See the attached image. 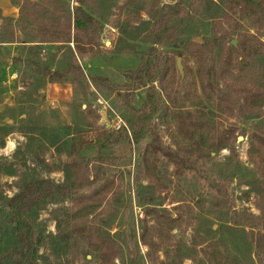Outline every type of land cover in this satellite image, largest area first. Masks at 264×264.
Returning a JSON list of instances; mask_svg holds the SVG:
<instances>
[{
    "label": "rangeland",
    "instance_id": "obj_1",
    "mask_svg": "<svg viewBox=\"0 0 264 264\" xmlns=\"http://www.w3.org/2000/svg\"><path fill=\"white\" fill-rule=\"evenodd\" d=\"M28 1L55 15L77 6L76 0ZM176 2L88 0L103 23L100 54L79 57L73 42L42 43L33 36L22 18L25 0H0V209L24 182L72 183L80 165L97 156L106 158L110 182L85 218L74 217L70 199L32 210L29 218L42 237L36 264H106L104 246L111 264H213L207 252L214 247L240 264H264V249L246 225L261 215L264 178L248 151L254 136L264 137V109L254 118L239 109L247 90L264 87V27L242 18L229 0L210 2V9L190 11L181 28L186 43L153 52L154 24ZM214 34L228 39L212 53L200 44ZM242 43L257 50L245 64L232 50ZM229 54L231 65L225 64ZM150 58L170 70L155 81L162 104L156 133L135 144L124 136L145 113L148 86L129 76ZM74 65L85 78L62 83L71 91L61 105L54 97L61 89H53L42 70L66 72ZM219 90L234 104V115L218 110ZM181 122L194 124L192 140ZM7 234L0 225V249Z\"/></svg>",
    "mask_w": 264,
    "mask_h": 264
},
{
    "label": "trees",
    "instance_id": "obj_2",
    "mask_svg": "<svg viewBox=\"0 0 264 264\" xmlns=\"http://www.w3.org/2000/svg\"><path fill=\"white\" fill-rule=\"evenodd\" d=\"M223 0H177L174 6L165 14L160 16L153 28L151 51H157L158 47L177 48L180 44L186 43L181 30L184 23L191 17L192 8L201 10L205 6L210 9L209 3ZM230 4L238 9L242 18H246L254 26L264 27V0H229ZM77 6L71 11L61 12L55 15L48 11L44 6H37L25 0L27 12L22 9V18L34 28V37L42 43H71L75 44V50L79 57L87 55H99L101 47V35L103 33V23L87 6L88 0H76ZM27 29V28H25ZM227 36L214 34L209 36L200 44L201 47H209L212 53L219 49H224L227 43ZM211 41V42H210ZM232 50L240 53L238 62L240 64L249 63L253 60L257 50H249L245 43L242 47L233 46ZM180 55L182 52L179 53ZM231 55L225 58V64L231 65ZM170 67L158 69V64L154 59H147L143 65L132 73L131 80L137 79L139 87H147L148 92L145 102V113L139 118L138 124L133 127L131 134L126 132L124 138L129 142L139 143L151 135H155V119L162 111L161 92L155 85L157 79H164ZM42 74L49 77L50 82H67L71 78L82 80L85 78V71L80 65L70 67L66 72L59 70L52 71L44 68ZM227 76L224 75V78ZM211 85V83H209ZM218 99L217 108L222 113L234 115L235 106L227 102V95L224 91L216 92ZM228 103L229 105H227ZM241 112L254 118L258 112L264 109V87L249 89L246 91L245 99ZM181 132L186 133V138L192 140L196 134L194 124L181 122ZM187 128V129H186ZM224 138L220 147L228 141ZM155 150L173 159L175 163L183 164L178 161L172 152L164 151L156 145H149ZM251 161H258L260 172L264 178V137L254 136V143L248 151ZM106 158L97 156L91 160H86L80 165V172L72 183L57 184L49 178H38L26 181L22 184L20 191L12 197L6 199L5 204L0 209V225L7 228L8 237L4 238L5 249H0V264H36L38 248L42 243V237L37 233L35 225L30 220L29 215L32 210L42 202H58L70 199L77 207L73 213L75 218H85L92 215L99 207L101 200L105 197V191L110 182L106 180L107 166ZM261 215L255 216L253 221L246 223L250 226V232L255 240L259 251L264 249V188L260 191ZM261 226L263 232H255V227ZM86 229L80 228L79 233L83 238ZM105 247V246H104ZM102 248L101 257L106 264H111L107 259L106 249ZM4 250V251H3ZM264 252V251H263ZM213 264H240L237 256L230 252H223L218 248H211L207 252Z\"/></svg>",
    "mask_w": 264,
    "mask_h": 264
},
{
    "label": "crops",
    "instance_id": "obj_3",
    "mask_svg": "<svg viewBox=\"0 0 264 264\" xmlns=\"http://www.w3.org/2000/svg\"><path fill=\"white\" fill-rule=\"evenodd\" d=\"M50 83H51L53 89H61V92L56 93L54 97H57L56 100L59 102V104H61V105L64 104L65 103L64 100L69 98L68 95H69V92L71 91L69 86L63 85L62 84L63 82H50ZM64 83H67V82H64ZM62 111H66V110H62Z\"/></svg>",
    "mask_w": 264,
    "mask_h": 264
},
{
    "label": "water",
    "instance_id": "obj_4",
    "mask_svg": "<svg viewBox=\"0 0 264 264\" xmlns=\"http://www.w3.org/2000/svg\"><path fill=\"white\" fill-rule=\"evenodd\" d=\"M177 65H178V68L181 72V74L183 73V69H182V66H181V59L179 58L178 61H177Z\"/></svg>",
    "mask_w": 264,
    "mask_h": 264
},
{
    "label": "built area",
    "instance_id": "obj_5",
    "mask_svg": "<svg viewBox=\"0 0 264 264\" xmlns=\"http://www.w3.org/2000/svg\"><path fill=\"white\" fill-rule=\"evenodd\" d=\"M120 127V126H119Z\"/></svg>",
    "mask_w": 264,
    "mask_h": 264
}]
</instances>
